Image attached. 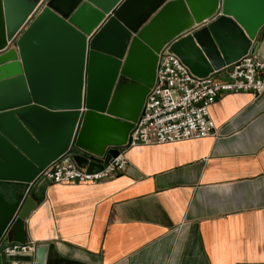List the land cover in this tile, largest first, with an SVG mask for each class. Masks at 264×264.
Returning a JSON list of instances; mask_svg holds the SVG:
<instances>
[{
  "label": "water",
  "instance_id": "95a60500",
  "mask_svg": "<svg viewBox=\"0 0 264 264\" xmlns=\"http://www.w3.org/2000/svg\"><path fill=\"white\" fill-rule=\"evenodd\" d=\"M38 2L0 0V242L10 224L7 239L26 241L49 163L95 171L118 153L165 44L205 76L264 37V0Z\"/></svg>",
  "mask_w": 264,
  "mask_h": 264
},
{
  "label": "crops",
  "instance_id": "0c3cea01",
  "mask_svg": "<svg viewBox=\"0 0 264 264\" xmlns=\"http://www.w3.org/2000/svg\"><path fill=\"white\" fill-rule=\"evenodd\" d=\"M210 109L216 134L133 146L113 177L39 175L25 220L33 263L264 264V91Z\"/></svg>",
  "mask_w": 264,
  "mask_h": 264
},
{
  "label": "built area",
  "instance_id": "2783aa9c",
  "mask_svg": "<svg viewBox=\"0 0 264 264\" xmlns=\"http://www.w3.org/2000/svg\"><path fill=\"white\" fill-rule=\"evenodd\" d=\"M42 5L43 0H39L33 12ZM231 66L230 70L225 66L205 76L196 75L165 44L158 52L154 82L125 143L118 145V153L95 171H87L62 156L49 163L40 175L52 182L94 183L124 170L126 151L133 146L216 134L210 108L223 94L264 91V58L249 51ZM10 229L11 224L0 242L3 264H34L29 256L35 242L8 240Z\"/></svg>",
  "mask_w": 264,
  "mask_h": 264
}]
</instances>
